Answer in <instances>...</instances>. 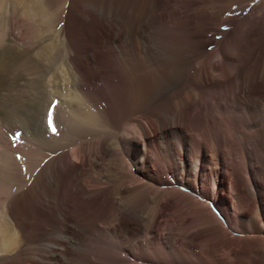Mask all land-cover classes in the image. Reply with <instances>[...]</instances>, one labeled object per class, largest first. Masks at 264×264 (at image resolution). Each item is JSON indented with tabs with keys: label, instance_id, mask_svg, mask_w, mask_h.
Listing matches in <instances>:
<instances>
[{
	"label": "bare ground",
	"instance_id": "6f19581e",
	"mask_svg": "<svg viewBox=\"0 0 264 264\" xmlns=\"http://www.w3.org/2000/svg\"><path fill=\"white\" fill-rule=\"evenodd\" d=\"M0 264H264V0H0Z\"/></svg>",
	"mask_w": 264,
	"mask_h": 264
},
{
	"label": "rangeland",
	"instance_id": "374dc122",
	"mask_svg": "<svg viewBox=\"0 0 264 264\" xmlns=\"http://www.w3.org/2000/svg\"><path fill=\"white\" fill-rule=\"evenodd\" d=\"M63 0H56V4H60ZM78 1H84V0H78ZM88 1H95V0H88ZM261 0H255L256 3L260 2ZM59 28V27H58ZM222 28V27H221ZM21 30V31H20ZM15 32H21L22 36L24 35V38H26L28 35V30L25 28V25L23 23H16L15 25ZM20 135V133H18ZM15 140V138H13Z\"/></svg>",
	"mask_w": 264,
	"mask_h": 264
},
{
	"label": "snow or ice",
	"instance_id": "6c2138e0",
	"mask_svg": "<svg viewBox=\"0 0 264 264\" xmlns=\"http://www.w3.org/2000/svg\"><path fill=\"white\" fill-rule=\"evenodd\" d=\"M49 124L51 125V120H49ZM52 131L55 132L56 129L53 127V128H52Z\"/></svg>",
	"mask_w": 264,
	"mask_h": 264
}]
</instances>
